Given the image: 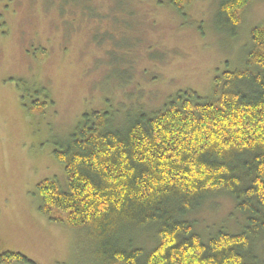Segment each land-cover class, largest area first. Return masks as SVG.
Returning a JSON list of instances; mask_svg holds the SVG:
<instances>
[{
    "label": "rangeland",
    "instance_id": "rangeland-1",
    "mask_svg": "<svg viewBox=\"0 0 264 264\" xmlns=\"http://www.w3.org/2000/svg\"><path fill=\"white\" fill-rule=\"evenodd\" d=\"M221 0H0V256L32 264H108L90 228L50 222L38 211L36 186L66 190L61 150L83 114L106 113L113 129L162 111L175 95L213 96L214 79L242 70L251 31L264 26V0H252L233 30ZM46 102L42 114L34 101ZM248 215L224 190L184 215L202 242L240 234ZM124 245L150 252L153 225L121 226ZM129 243V244H128ZM264 258V233L253 245Z\"/></svg>",
    "mask_w": 264,
    "mask_h": 264
},
{
    "label": "trees",
    "instance_id": "trees-1",
    "mask_svg": "<svg viewBox=\"0 0 264 264\" xmlns=\"http://www.w3.org/2000/svg\"><path fill=\"white\" fill-rule=\"evenodd\" d=\"M190 1L169 3L181 12ZM251 1L221 0L218 14L235 30ZM251 41L245 67L215 77L210 99L181 92L124 130L113 129L106 113L83 114L54 153L66 190L55 180L36 186L40 214L92 229L108 264H264L253 250L264 233V26L252 29ZM32 104L42 114L46 102ZM219 190L248 215L247 225L202 242L183 217ZM149 225L157 244L147 254L116 237L121 226ZM0 264L32 263L4 252Z\"/></svg>",
    "mask_w": 264,
    "mask_h": 264
}]
</instances>
